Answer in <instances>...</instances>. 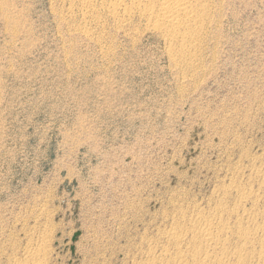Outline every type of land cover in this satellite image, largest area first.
I'll return each mask as SVG.
<instances>
[{
	"label": "rangeland",
	"instance_id": "374dc122",
	"mask_svg": "<svg viewBox=\"0 0 264 264\" xmlns=\"http://www.w3.org/2000/svg\"><path fill=\"white\" fill-rule=\"evenodd\" d=\"M63 4L0 0V262L158 261L172 218L264 153V0H218L183 56Z\"/></svg>",
	"mask_w": 264,
	"mask_h": 264
},
{
	"label": "bare ground",
	"instance_id": "6f19581e",
	"mask_svg": "<svg viewBox=\"0 0 264 264\" xmlns=\"http://www.w3.org/2000/svg\"><path fill=\"white\" fill-rule=\"evenodd\" d=\"M60 1L68 4L69 16L74 17L72 12L78 9L82 23L92 28L111 23L123 35H131L135 25L143 24L183 56L190 44L206 39L208 28L216 22L218 0ZM84 34L91 37L87 30ZM248 160L244 178L232 176L226 186L214 191L211 206L196 205L172 218L161 237L164 244L149 248L153 258L157 251L161 253L158 261L148 259L146 264H264V153ZM19 254L5 263L49 264L46 251L37 247L26 246Z\"/></svg>",
	"mask_w": 264,
	"mask_h": 264
}]
</instances>
